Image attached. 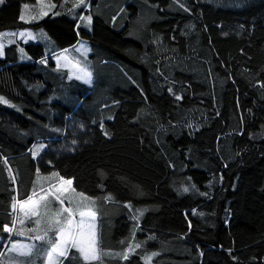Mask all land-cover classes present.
<instances>
[{
  "label": "trees",
  "instance_id": "1",
  "mask_svg": "<svg viewBox=\"0 0 264 264\" xmlns=\"http://www.w3.org/2000/svg\"><path fill=\"white\" fill-rule=\"evenodd\" d=\"M52 1L36 22L38 0L0 2V33L53 44L0 57V236L56 171L96 199L108 252L63 264H264V0ZM81 40L91 84L52 57Z\"/></svg>",
  "mask_w": 264,
  "mask_h": 264
},
{
  "label": "crops",
  "instance_id": "2",
  "mask_svg": "<svg viewBox=\"0 0 264 264\" xmlns=\"http://www.w3.org/2000/svg\"><path fill=\"white\" fill-rule=\"evenodd\" d=\"M67 50L68 49L65 51ZM68 180L72 182L71 185L65 183V181ZM57 197H59V199H57ZM25 201H28V203H25ZM60 201H63V204H61ZM65 202L66 206L64 205ZM95 204L96 199L78 191L74 187L72 179L62 178L56 171L50 173H36L33 193L27 198L21 200L16 199L15 201L13 208V223L5 226V229L6 227L11 228L12 231L9 232L5 230V235L0 236V254H2L0 255V259L2 258L4 264H63L71 250L77 249L69 247L66 258L60 257L59 253L54 252L52 253L53 259L50 260L48 254L51 252L53 244L60 239L57 231L54 232L55 237L53 240L48 239L47 236H45L44 240H36L34 237L37 235L44 236L41 229L45 230L55 224L57 213L63 211L65 208H70L69 210L72 213L69 218L74 221L72 227L74 234L79 231V229L75 227V224H78L82 219L80 212H95L94 223L96 226L97 254L99 255V259L106 256L108 252L102 250L99 246L98 215L96 213ZM36 219H38L39 223H36ZM83 219L86 222L91 220L87 215H85ZM66 227L67 225L63 228ZM65 239H67V237H65ZM49 241H51V243ZM13 244L17 246L35 245V247L32 248L30 255H21L18 251L11 250ZM78 253L80 258L85 261L79 251Z\"/></svg>",
  "mask_w": 264,
  "mask_h": 264
},
{
  "label": "rangeland",
  "instance_id": "3",
  "mask_svg": "<svg viewBox=\"0 0 264 264\" xmlns=\"http://www.w3.org/2000/svg\"><path fill=\"white\" fill-rule=\"evenodd\" d=\"M55 1L52 0H38L34 4H25L22 7L21 16H23L24 21L26 22H36L49 14H51L55 8ZM83 23L86 26H90L92 23L90 16H84ZM23 34V35H22ZM36 42L42 41L46 44V50L49 51L51 46H53L49 35L41 28H18L5 30L0 33V57L5 55L6 46L13 43H27V42ZM21 57L26 59L29 57V54L23 50V47H20ZM91 48L88 41L81 40L75 48L72 50H67L59 52L55 55H52L57 66L60 68L66 69L71 77L80 79L86 83H92L93 73H92V60L90 58ZM87 74V75H86ZM46 142H37L33 146L34 156H38L40 152L46 147ZM39 152V153H37ZM68 200V199H67ZM68 202V201H66ZM66 202L64 205L66 206ZM70 209V208H68ZM56 221L59 220L60 223L53 224L51 227L46 228L45 230L41 229V232L45 235L47 232V237L50 240H53L55 235L54 232L59 228L66 226V219L69 218V213L66 211H59ZM38 219H36L37 223ZM40 230V228H39ZM38 230V231H39Z\"/></svg>",
  "mask_w": 264,
  "mask_h": 264
},
{
  "label": "snow or ice",
  "instance_id": "4",
  "mask_svg": "<svg viewBox=\"0 0 264 264\" xmlns=\"http://www.w3.org/2000/svg\"><path fill=\"white\" fill-rule=\"evenodd\" d=\"M0 2H2V0H0ZM21 19H23V16H21ZM65 183L71 185L72 182L68 180L65 181ZM57 199H59V197H57ZM25 203H28V201H25ZM60 203L63 204V201H60ZM64 211L69 212V217H71L72 213L69 209L65 208ZM57 215H59V213H57ZM85 215L89 216L91 220L86 222L83 219ZM95 215V212L91 211H89L88 213L80 212V216L82 217V219L78 224H75V227L79 229V231L75 234L72 231L74 221L70 218L66 219L65 223L67 227L57 229V233L60 236V239L53 244L52 250L48 254L49 259H53L52 253L54 252L59 253L60 257L66 258L69 247H71L77 249V251L80 252L85 261L98 260L99 255L97 254V239L95 231L96 226L94 223ZM37 223H39V221H37ZM56 223H60V221L57 220ZM5 230L9 232L12 231L11 228L7 227ZM45 236H47V232H45L44 236H35L34 239L44 240ZM65 237H67V239H65ZM49 242L51 243V241ZM33 247H35V245L17 246L16 244H13L11 250L18 251L21 255H30ZM136 247H139V245L137 244ZM129 251H131V248L129 249ZM123 258L127 259V253L123 254Z\"/></svg>",
  "mask_w": 264,
  "mask_h": 264
}]
</instances>
